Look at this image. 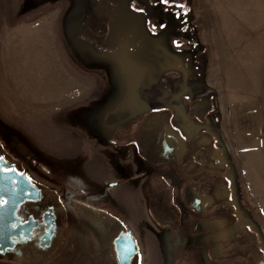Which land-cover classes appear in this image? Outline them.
<instances>
[{
    "label": "rangeland",
    "instance_id": "obj_1",
    "mask_svg": "<svg viewBox=\"0 0 264 264\" xmlns=\"http://www.w3.org/2000/svg\"><path fill=\"white\" fill-rule=\"evenodd\" d=\"M101 2L106 5L103 10L100 0H0V141L6 150L42 179L51 193L69 200H95L110 215L127 221L139 242V264H200L197 248L186 244L188 237L197 234L193 225L198 220L189 215V191H206L218 178L232 191V197L220 204L239 207L243 218L239 225L248 220L264 233V203L253 194V189H259L264 201V55L256 63L245 57L247 45L254 44L263 53L264 40L253 42L239 30L233 72L217 71V79L214 64L207 59L213 45L204 39L199 3L190 0L195 16L191 23L206 50L204 80L199 91L197 83L191 93L212 91L219 110L216 116L210 109L220 130L215 142L225 149L227 162L208 170V161L209 169L214 168L209 156L213 148L199 142L194 147L188 144L187 157L193 153L191 148L198 151L187 162L193 164L191 168L185 160L156 159L151 164L139 143L142 132L137 143L123 141L142 130L140 119L150 109L167 98V104L177 105L178 91L159 88L167 84L170 71L154 69V75L159 74L156 80L151 78L161 49L138 57L129 75L93 54L91 44L102 39L111 24L109 8L118 15L138 17L167 43L177 22L186 18L180 14L184 5L181 0ZM260 15L263 23L255 33L263 34L264 10ZM218 83L224 91H218ZM226 90L235 102L233 109L223 105ZM177 120L190 132L188 139L197 134L184 117ZM110 182L118 184L108 187ZM220 231L229 236L232 229ZM213 232L219 231L203 233ZM215 243L208 239L206 250Z\"/></svg>",
    "mask_w": 264,
    "mask_h": 264
},
{
    "label": "flooded vegetation",
    "instance_id": "obj_2",
    "mask_svg": "<svg viewBox=\"0 0 264 264\" xmlns=\"http://www.w3.org/2000/svg\"><path fill=\"white\" fill-rule=\"evenodd\" d=\"M101 1L99 7L103 10L106 5ZM181 1L184 6L180 8V14L186 18H181L177 22L173 31L169 33L167 43L161 36L150 32L138 17L124 12L118 15L119 11L109 8L110 14H113L111 24H107L103 38L91 44V51L116 69L128 71L130 75L138 57L161 49L160 62H156L157 66L152 67L153 69L150 68L152 70L150 74L153 75L151 78L158 76L160 69L164 73L165 70L170 71H167L168 75L165 78L167 84L163 83L165 86L160 84L159 88H163L164 91H178L174 97L177 105L167 104L170 99L167 98L164 104H160L161 106L150 109L140 119L141 124L138 128L142 130L138 129L134 139L123 142L137 143V138L142 137L138 133L142 132L143 139L139 140V143L145 149L147 163L152 164L156 159L172 163H181L185 160L184 163L189 168L193 167V164L187 162L194 159L198 151L191 148L193 153L191 157H187L190 150L188 144L193 147L199 142L208 144L210 149L213 148L209 156L213 159L214 168L209 169L212 165L207 162L208 170L212 171L227 162L225 149L218 147L215 142L216 135L219 136L217 133L219 125L215 122V117H210L211 108L216 116L219 110L211 91L203 89L205 91L203 93H191V88L197 85L196 89L199 91L200 83L204 80L206 50L200 43V37L196 35L194 29L196 26L191 23L195 16L191 15L190 0ZM189 15L192 16L191 19ZM154 32H158L157 28ZM154 69L158 70L155 75ZM141 73L142 68L138 74ZM178 115L184 117L188 128L197 131L192 138L188 139L190 132L186 131L181 120H177L180 118ZM110 133L111 130L108 131V134ZM168 139L171 149L168 155H174L180 142L184 143L183 155L177 161L163 156ZM0 157H3V160H0L1 171L14 173L18 178L17 185L23 192V199L16 205L14 219L10 223V228L16 235L11 236L5 246H0V264H121L116 249V240L120 237L122 241L119 247L126 257L131 251L128 237L134 245L132 256L128 258L126 264H139V242L127 221L110 215L98 207L95 200L87 198L69 200L60 193H51L43 185L42 179L11 155L1 141ZM142 166L141 162L138 163V168ZM134 169L137 170V167ZM117 184L110 182L108 187ZM226 188L224 181L218 178L214 184H209L206 191L202 190L199 193L190 189L189 215L198 219L193 225V232L197 234L188 237L186 244L197 248L200 264H264V233L248 220L239 225V221L243 220L239 207L220 204L223 198L229 195L232 197V191ZM194 193L210 199V204L203 214L191 207ZM0 204H3V200H0ZM223 208L226 211L222 212ZM209 222H222L223 225L198 230L199 225ZM227 227L232 229L229 236L228 233L220 231ZM211 229L219 232L208 235L203 233ZM208 239L216 243L206 250ZM224 244L230 245L229 248H223Z\"/></svg>",
    "mask_w": 264,
    "mask_h": 264
},
{
    "label": "crops",
    "instance_id": "obj_3",
    "mask_svg": "<svg viewBox=\"0 0 264 264\" xmlns=\"http://www.w3.org/2000/svg\"><path fill=\"white\" fill-rule=\"evenodd\" d=\"M199 3V17L202 30L205 32L204 39L212 43L213 51L208 52V62L214 64L215 77L217 71L226 75L233 72V64L237 62V39L239 30L243 29L251 37L253 42L264 40V33H255L263 20L260 11L264 10V0H197ZM212 32V33H211ZM254 48V49H252ZM246 59L256 63L257 59L263 58L264 52L256 49L255 45H247ZM252 78H256L252 74ZM229 79V78H228ZM218 91H224L219 88ZM228 91V90H226ZM222 96V93H221ZM223 105L235 108L234 100L228 91L224 95ZM225 103V104H224ZM225 107V106H224ZM229 109H227L228 111ZM264 113V110H262ZM264 115V114H263ZM254 120H259L254 119ZM264 121V118H263ZM259 127V126H258ZM256 199L264 203L260 190H254Z\"/></svg>",
    "mask_w": 264,
    "mask_h": 264
},
{
    "label": "water",
    "instance_id": "obj_4",
    "mask_svg": "<svg viewBox=\"0 0 264 264\" xmlns=\"http://www.w3.org/2000/svg\"><path fill=\"white\" fill-rule=\"evenodd\" d=\"M152 80H156L152 78ZM168 142V146H164L163 156L168 159H172L177 161L181 158L184 152V143L180 142L179 146L174 155H168L171 151L169 148L170 140H166ZM14 181L16 184H14ZM18 178L14 173H4L0 169V200H3V204H0V246H5L8 243L9 238L16 233L10 228V223L13 221V213L16 205L22 198V190L17 185ZM112 186V185H110ZM210 199L204 195L194 193L193 200L191 202V207L193 210L203 214L205 209L209 206ZM223 224L222 222H209L199 225L198 230H206L208 228H217L221 227ZM130 233V231L128 232ZM128 237V244L130 248V252L128 253L127 257L123 254V251L120 249L119 244L122 241L121 237L116 240V249L118 252V259L120 260L121 264H126L127 260L130 256H132V249L133 244L129 241ZM125 241V240H124ZM126 257V259L124 258Z\"/></svg>",
    "mask_w": 264,
    "mask_h": 264
},
{
    "label": "snow or ice",
    "instance_id": "obj_5",
    "mask_svg": "<svg viewBox=\"0 0 264 264\" xmlns=\"http://www.w3.org/2000/svg\"><path fill=\"white\" fill-rule=\"evenodd\" d=\"M164 2H167V0H164ZM0 160H3V157H0ZM12 170L15 171V169H12Z\"/></svg>",
    "mask_w": 264,
    "mask_h": 264
},
{
    "label": "built area",
    "instance_id": "obj_6",
    "mask_svg": "<svg viewBox=\"0 0 264 264\" xmlns=\"http://www.w3.org/2000/svg\"><path fill=\"white\" fill-rule=\"evenodd\" d=\"M207 91H211L210 89L209 90H207ZM212 92V91H211Z\"/></svg>",
    "mask_w": 264,
    "mask_h": 264
}]
</instances>
